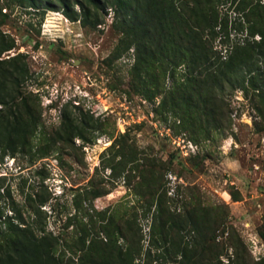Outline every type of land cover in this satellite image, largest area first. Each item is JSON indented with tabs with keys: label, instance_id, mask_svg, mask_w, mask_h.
Here are the masks:
<instances>
[{
	"label": "rangeland",
	"instance_id": "374dc122",
	"mask_svg": "<svg viewBox=\"0 0 264 264\" xmlns=\"http://www.w3.org/2000/svg\"><path fill=\"white\" fill-rule=\"evenodd\" d=\"M239 1H216L217 48L244 37ZM40 6L0 0V68L22 71V96L38 120L25 152L0 156L1 209L46 236L70 264H82L92 240L106 241L107 225L128 219L139 227L136 262L177 264L151 242L159 202L163 219L189 215L198 223L199 236L189 227L181 232L200 245L212 231L210 219L220 216L214 234L221 264H264L258 90L247 82L224 86L185 106L178 93L185 69L164 77L156 69L153 81L145 70L137 75L134 49L122 41L111 6L88 5L89 16L76 20L60 7ZM70 10L81 14L76 0ZM208 263L201 257L199 264Z\"/></svg>",
	"mask_w": 264,
	"mask_h": 264
},
{
	"label": "trees",
	"instance_id": "16d2710c",
	"mask_svg": "<svg viewBox=\"0 0 264 264\" xmlns=\"http://www.w3.org/2000/svg\"><path fill=\"white\" fill-rule=\"evenodd\" d=\"M39 9L44 1L46 9H58L76 20L78 16H89V6L95 10L111 6L118 29L126 48L135 53L134 72L140 76L147 73L148 81L156 79L154 71L161 75L174 72L182 66L187 73L186 83L178 93L185 106L194 99L208 100V91L249 83L258 90L264 100V3L260 0H240L237 9L243 14L245 28L241 40L226 47L216 46L217 0H76L80 13L70 10V0H27ZM59 6H57V4ZM258 35V40L254 37ZM5 47V46H4ZM1 50L8 49V47ZM22 71L0 68V156H13L25 152L30 146L33 128L38 120L22 96L19 76ZM162 77V78H163ZM205 93V94H204ZM178 105V104H177ZM133 157V155H132ZM1 198V193H0ZM158 210L153 214L151 228L152 245L166 259L177 264H199L207 257L208 264H221L220 246L215 242V231L222 219L211 218L212 231L200 245L197 237L185 239L182 234L187 227L199 233V225L189 215L186 219H163ZM103 229V238L92 240L90 248L80 257L82 264H139L140 234L134 219L119 222L110 229ZM192 228V229H191ZM182 231V232H181ZM177 235V236H176ZM124 239L118 244V237ZM179 239H176L178 238ZM163 241V243H162ZM151 256L150 251L147 252ZM156 258L159 254L156 250ZM159 254V255H158ZM89 256L90 262L85 260ZM147 262H145L146 264ZM0 264H70L61 262L46 236H36L33 229L24 225L21 218L8 215L0 207Z\"/></svg>",
	"mask_w": 264,
	"mask_h": 264
}]
</instances>
